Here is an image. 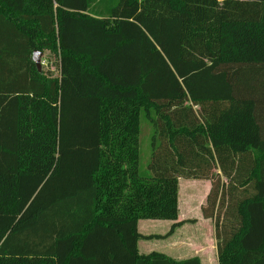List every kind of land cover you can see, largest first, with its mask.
Masks as SVG:
<instances>
[{"label":"trees","instance_id":"trees-1","mask_svg":"<svg viewBox=\"0 0 264 264\" xmlns=\"http://www.w3.org/2000/svg\"><path fill=\"white\" fill-rule=\"evenodd\" d=\"M180 179L219 264H264V0H0V264H201L138 250L195 223Z\"/></svg>","mask_w":264,"mask_h":264},{"label":"crops","instance_id":"crops-1","mask_svg":"<svg viewBox=\"0 0 264 264\" xmlns=\"http://www.w3.org/2000/svg\"><path fill=\"white\" fill-rule=\"evenodd\" d=\"M180 181V180H179ZM190 182H197L195 180H188ZM204 183L206 189L205 198L207 200L209 190L211 189L210 181H198ZM179 194V193H178ZM179 203V202H178ZM178 214V220H179ZM177 222H181L178 221ZM189 220L185 219L184 221ZM196 220V219H195ZM158 221L152 220H142L138 223V232L143 236L149 235H166L171 226L172 222L168 221L170 224H166L167 228L164 229L162 233H150L153 223ZM152 223V224H151ZM186 223L177 227L174 233L168 238L163 239H151V240H140L138 242L139 254L147 255L152 252H158L165 254L169 258L175 261H186L193 258H198L201 264H219L218 261V251H217V240L215 236V226L214 223L203 217H198L195 223L190 225V228H185ZM161 242L162 246L160 249H153L154 247L150 245L152 242ZM160 245V244H159Z\"/></svg>","mask_w":264,"mask_h":264},{"label":"rangeland","instance_id":"rangeland-1","mask_svg":"<svg viewBox=\"0 0 264 264\" xmlns=\"http://www.w3.org/2000/svg\"><path fill=\"white\" fill-rule=\"evenodd\" d=\"M56 57L49 53L44 52L41 57L42 70L52 76H59V68L57 65ZM153 129L145 119L141 120V134H140V168L142 171L147 169L151 156V137ZM205 184L202 182H190L185 179L179 181V220L184 221L185 219L197 221L198 217H203L202 208L206 206L207 200L205 198L206 189ZM210 191V190H209ZM204 218V217H203ZM211 220V219H209ZM213 223V219L211 220ZM152 224V223H151ZM166 224H170L168 221H158L153 223L150 233H162L167 228ZM192 223H186L185 228H190ZM169 229V227L167 228ZM160 244V245H159ZM161 242H152L153 249H160L162 246Z\"/></svg>","mask_w":264,"mask_h":264},{"label":"water","instance_id":"water-1","mask_svg":"<svg viewBox=\"0 0 264 264\" xmlns=\"http://www.w3.org/2000/svg\"><path fill=\"white\" fill-rule=\"evenodd\" d=\"M41 57H42V53H40L38 51H35L33 53V56H32L33 63L35 64V66L39 72H41V70H42V68H41L42 67Z\"/></svg>","mask_w":264,"mask_h":264}]
</instances>
